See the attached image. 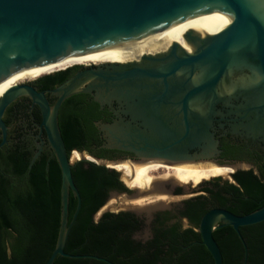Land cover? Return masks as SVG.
I'll return each mask as SVG.
<instances>
[{
    "label": "water",
    "instance_id": "1",
    "mask_svg": "<svg viewBox=\"0 0 264 264\" xmlns=\"http://www.w3.org/2000/svg\"><path fill=\"white\" fill-rule=\"evenodd\" d=\"M185 16L216 19L220 29L215 30L211 25L187 27L179 33L158 36L135 53L111 61H122L171 41L185 45L184 33L187 30H198L212 34L211 42L191 61L194 63L207 59L211 64L208 77L214 79L202 80L196 86L193 84L181 99L169 97L168 93L144 99L148 104L146 113L134 114L128 121L119 115L114 122L103 123L100 127L104 133L105 147L134 152L140 161L206 166L204 161L218 151V143L212 132L216 121H225L234 114L247 121L254 116V120L246 124V130L253 132V128L258 125L264 127V0H0V128L3 131V142H6L8 128L3 120L6 108L17 97L27 95L41 108V131H46L62 170L61 225L56 247L45 264H54L58 255L106 260L97 255L65 251L71 228L82 206L81 193L75 184L72 167L77 161L83 160L115 169L109 164L123 161L101 158L74 149L72 154L78 152L80 158L73 163L59 126V110L65 99L75 93L93 88H99L103 93V90L106 92L109 88H123L129 82L88 80L95 75L93 72L65 80L46 91L27 83L33 80L15 83L7 89L2 88V82L26 69L52 65L76 54L133 40ZM245 51L254 55L253 60L263 80H249L247 85L254 87L255 93L245 97L234 109L232 96L222 97L217 92V86L223 80L216 79L239 59H243ZM57 71L60 70L51 73ZM215 71H218L217 74H213ZM83 77L86 80H81ZM132 81L137 84L138 80ZM47 92L58 96L53 106ZM172 101L176 105L175 113L168 107ZM220 102L230 106V109L227 112L216 110L215 106ZM226 124L230 126L231 132L237 129V125L232 122H222L220 126ZM206 152L209 153L203 154ZM38 155L39 152L34 155L31 163ZM70 191L77 198V206L69 221ZM111 195L122 194L114 191ZM141 196L133 194L136 199ZM262 221L264 205L244 215L215 207L202 216L197 230L215 264H224L221 247L213 233L226 225L232 226L244 247L243 264H247L249 247L240 227Z\"/></svg>",
    "mask_w": 264,
    "mask_h": 264
},
{
    "label": "trees",
    "instance_id": "2",
    "mask_svg": "<svg viewBox=\"0 0 264 264\" xmlns=\"http://www.w3.org/2000/svg\"><path fill=\"white\" fill-rule=\"evenodd\" d=\"M68 70L45 72L35 81L40 90L52 89L65 81ZM61 111L64 117L59 126L68 154L75 148L88 149L93 142L100 145L102 141L90 123L91 111L83 106L82 95L68 97ZM109 151L101 147L96 155L106 157ZM33 154L21 146L12 147L6 156L0 153V264H45L57 244L62 216V170L55 155L48 159L44 153L31 163ZM72 173L82 206L65 251L106 260L58 255L54 264H215L197 230L202 216L215 207L244 215L264 205V181L251 170H239L233 174L236 183L217 181L186 201L183 215L190 226L158 220L152 236L142 241L134 238L142 227L134 214L107 211L96 218L109 191L123 187L117 170L81 160L74 164ZM76 206L77 198L70 191L69 221ZM240 230L249 247L247 264H264V221ZM213 234L224 264H243L244 247L235 229L226 225Z\"/></svg>",
    "mask_w": 264,
    "mask_h": 264
},
{
    "label": "flooded vegetation",
    "instance_id": "3",
    "mask_svg": "<svg viewBox=\"0 0 264 264\" xmlns=\"http://www.w3.org/2000/svg\"><path fill=\"white\" fill-rule=\"evenodd\" d=\"M211 36L212 34L207 32L187 30L183 35L185 45L178 41H171L167 45L142 51L125 60L111 61L122 59L135 53L142 47L140 45L134 50H118L112 59H92L74 64L75 66L66 72L63 80H69L81 74L93 72L95 75L88 80H125L129 82V84H126L120 89L109 88L106 92L103 90L105 93H101L99 88L75 93L82 95L83 106L89 112L91 111L90 123L96 128L99 133V138L102 141L99 146L93 142L88 149L79 151L97 156L96 154L101 147L108 148L104 146L106 141L100 125L114 122L119 118V115L128 121L134 114L142 115L146 113L148 104L144 102V99L160 96L164 93H168L167 95L169 97L181 99L187 91L191 90L193 84L196 86L201 84L202 80H213L214 77H208L211 64L209 61H206L207 59L195 61L194 63L191 61L192 57L197 56L202 50L208 47L211 42ZM141 37L126 41V43L139 42L142 39ZM253 56L250 52L245 51L243 59H239L232 67L216 79L223 80L217 86V92L222 97L232 96L234 109L243 102L245 97L255 93L254 87L248 86L247 82L249 80H263L261 72L257 68L255 60H253ZM217 72L215 71L213 74H217ZM40 75L18 78L11 82L9 87L25 80H33L27 83L40 90L35 81ZM81 80H86V78L83 77ZM132 80H138L137 84ZM46 95L50 104L53 106L58 96L51 92H47ZM162 105L164 107L167 106V104ZM175 106L173 101L168 105V107H171L170 110L173 113L176 111ZM215 108L216 110L227 112L230 106H226L220 102L216 104ZM61 109L62 105L59 110V121L61 117H64ZM3 120L8 128L6 142H3V131L0 128V153L2 155L6 156L10 153L11 148L16 146H21L28 152L33 151V157L37 152H39L38 157L47 153L48 159L55 155L47 138L46 131H41V108L32 98L27 95L17 97L6 108L3 114ZM251 120H254V116H251ZM251 120H242L234 114L231 117L228 116L225 121H216L215 123L212 132L218 143V151L212 158L205 160L204 165L228 167L232 171L227 176H214L210 179L203 180L197 185L178 181L175 183L172 181L163 182L162 192L167 194V205L153 209L151 214H149L151 209L149 211L147 208L153 205L154 202L150 201V203L147 202L143 205H135L133 202L132 204L130 202V205H133L130 209L108 212H129L134 214L142 222V227L134 233V238L146 241L152 236L154 224L158 220H163L167 224L179 222L183 227L190 226L189 219L183 215L186 201L191 197L203 193L202 190L205 187L217 181L221 184L225 182L236 183L233 174L239 170H251L255 176L264 181V127L258 125L253 128V132H248L245 126ZM140 121L143 122V120ZM222 122L235 123L237 129L235 132H231L228 124L224 127L220 126ZM252 124L254 125V123ZM108 149L110 151L107 153V156L101 158L121 159L123 162H140V159L134 152L116 148ZM72 151H70L69 155L72 154ZM118 172L119 180L123 187L121 189H111L109 191V198L102 208L109 205L112 196L111 193L114 191L120 192L123 197L128 199L127 201H134L136 199L133 197V194L138 192V188L130 186L126 180H122V172ZM161 180L162 174L154 175V182ZM152 194H157V192L152 193L149 190H143L139 195H143L141 197H148L153 196ZM153 198L155 199L156 197ZM102 208L100 211H102ZM184 222H187V226L184 225ZM145 230L149 231L148 237H139Z\"/></svg>",
    "mask_w": 264,
    "mask_h": 264
},
{
    "label": "bare ground",
    "instance_id": "4",
    "mask_svg": "<svg viewBox=\"0 0 264 264\" xmlns=\"http://www.w3.org/2000/svg\"><path fill=\"white\" fill-rule=\"evenodd\" d=\"M203 25H211L214 27L215 30L220 29L219 21L213 18L198 17V16L181 17L176 19V21H174L173 23L163 25L159 28L150 31L148 34L144 36L142 35V37L140 36L142 39L139 42L136 40L137 42H131V43L125 42L121 44L120 43L114 44V46H108L106 48H101V49L99 48L97 50H93L90 52H84L81 54L70 56L69 58H66L65 60L54 63L52 65L41 66V67L20 71L14 74L13 76H11L10 78L6 79L5 81H3L2 88L3 89L8 88L10 83L18 78L34 76L49 71L59 70L85 60L102 59V58L112 59L115 57V53L118 50H132V49L134 50L137 49L138 46L140 45L143 46L144 44L153 41L158 36L179 33L187 27L203 26ZM208 153L209 152L203 154H208ZM79 158H80V154L78 152H74L72 154V160L75 161L78 160ZM88 158L92 159L91 157ZM109 166L123 172L124 178L128 182V184H130V186L138 188V192L136 194L139 195L143 190H149L152 193L157 192V194H152L153 196L140 197L135 199L134 201H130L131 204L133 202V204L135 205H143L149 201L154 202L153 205L147 208L149 211L150 209L152 210L154 208L163 207L167 205L168 202L167 194L162 192L163 182L172 181L173 183H175L176 181H178L182 183H192L193 185H197L203 180L210 179L211 177L214 176H227L232 171L230 168L225 166H215V165L202 166V165H194V164H186V163L163 164V162L161 161H153V162L126 161L121 163L109 164ZM159 173L162 174V180L159 182H154L153 181L154 175ZM153 197L156 198L154 199ZM127 200L128 199L126 197L117 196L116 198L111 199L109 205L117 207L120 206L122 202H125ZM151 200H157V201H151ZM124 204L125 205L123 206L127 207L126 206L127 203L125 202Z\"/></svg>",
    "mask_w": 264,
    "mask_h": 264
},
{
    "label": "rangeland",
    "instance_id": "5",
    "mask_svg": "<svg viewBox=\"0 0 264 264\" xmlns=\"http://www.w3.org/2000/svg\"><path fill=\"white\" fill-rule=\"evenodd\" d=\"M72 162L73 163H75L76 162V160L74 161V160H72ZM115 170H117V169H115ZM118 171V170H117ZM122 172V171H121ZM121 178H122V180H125V178H124V175H123V172L121 173ZM192 194H194V193H192ZM117 196H111V198H110V201H111V199H113V198H116ZM118 197H123L122 195H120V196H118ZM127 203L126 204V206L127 207H124L123 205H125L124 203ZM125 202H122V206L120 205V206H111V205H106L103 209H102V211L101 212H104V211H120V210H127V209H130V208H132V206L133 205H130V201L128 202V201H125ZM101 214L102 213H98L97 214V216H96V218H99L100 216H101ZM184 225L185 226H187V222H184ZM149 231H147V230H145L142 234H140V236L139 237H143V238H145V237H148V235H149V233H148Z\"/></svg>",
    "mask_w": 264,
    "mask_h": 264
}]
</instances>
